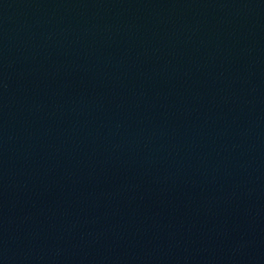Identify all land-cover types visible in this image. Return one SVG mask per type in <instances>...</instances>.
<instances>
[{"label":"water","instance_id":"95a60500","mask_svg":"<svg viewBox=\"0 0 264 264\" xmlns=\"http://www.w3.org/2000/svg\"><path fill=\"white\" fill-rule=\"evenodd\" d=\"M0 264H264V0H0Z\"/></svg>","mask_w":264,"mask_h":264}]
</instances>
